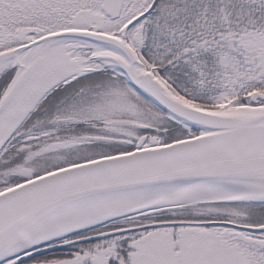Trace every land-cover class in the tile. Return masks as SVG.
<instances>
[{
    "label": "snow or ice",
    "instance_id": "6c2138e0",
    "mask_svg": "<svg viewBox=\"0 0 264 264\" xmlns=\"http://www.w3.org/2000/svg\"><path fill=\"white\" fill-rule=\"evenodd\" d=\"M0 264H264V0H0Z\"/></svg>",
    "mask_w": 264,
    "mask_h": 264
}]
</instances>
